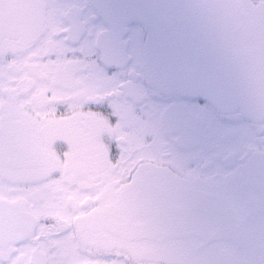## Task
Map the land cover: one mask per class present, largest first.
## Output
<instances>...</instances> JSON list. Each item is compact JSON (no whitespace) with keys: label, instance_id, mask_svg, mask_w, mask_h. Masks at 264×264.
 <instances>
[{"label":"snow or ice","instance_id":"obj_1","mask_svg":"<svg viewBox=\"0 0 264 264\" xmlns=\"http://www.w3.org/2000/svg\"><path fill=\"white\" fill-rule=\"evenodd\" d=\"M79 42L71 4L0 0V264H160L141 146Z\"/></svg>","mask_w":264,"mask_h":264},{"label":"water","instance_id":"obj_2","mask_svg":"<svg viewBox=\"0 0 264 264\" xmlns=\"http://www.w3.org/2000/svg\"><path fill=\"white\" fill-rule=\"evenodd\" d=\"M94 3L113 29L129 20L145 28L143 69L156 89L264 118V40L250 0ZM134 179L149 194L160 262L264 264V155L224 183L187 182L152 163Z\"/></svg>","mask_w":264,"mask_h":264},{"label":"flooded vegetation","instance_id":"obj_3","mask_svg":"<svg viewBox=\"0 0 264 264\" xmlns=\"http://www.w3.org/2000/svg\"><path fill=\"white\" fill-rule=\"evenodd\" d=\"M63 2L74 8L80 58L115 93L92 107L116 113L111 118L137 137L144 163L187 182L217 184L238 175L253 154L264 155L263 117L243 107L219 113L203 101L151 85L143 69L147 32L136 20L113 29L95 0ZM250 2L264 10V0ZM64 112L61 106L58 115ZM113 151L119 155L115 142Z\"/></svg>","mask_w":264,"mask_h":264}]
</instances>
